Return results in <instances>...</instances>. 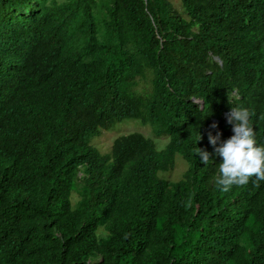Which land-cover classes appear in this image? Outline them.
<instances>
[{
    "label": "trees",
    "instance_id": "trees-1",
    "mask_svg": "<svg viewBox=\"0 0 264 264\" xmlns=\"http://www.w3.org/2000/svg\"><path fill=\"white\" fill-rule=\"evenodd\" d=\"M176 2L0 0V264H264V181L217 189L208 141L242 106L264 146V0ZM129 120L166 145L99 153Z\"/></svg>",
    "mask_w": 264,
    "mask_h": 264
},
{
    "label": "clouds",
    "instance_id": "clouds-1",
    "mask_svg": "<svg viewBox=\"0 0 264 264\" xmlns=\"http://www.w3.org/2000/svg\"><path fill=\"white\" fill-rule=\"evenodd\" d=\"M214 60H217V58H214ZM142 82L148 83L149 89L145 90L148 92L150 90V83L147 81ZM191 101L199 105L200 108L202 107L201 100L191 99ZM228 101L229 103H233V100L229 98ZM251 116L252 113L248 108L232 106L229 112L223 113L222 119L227 120V124L231 126L233 135L228 139L221 141V133L217 132L215 136H213L211 132L208 133V141L214 148V155L219 156L222 159V163L218 165L219 173L213 178L216 188L221 191L227 192L233 186H245L250 182V178L252 177L255 179L251 182L256 186H259V183L264 181V146H257V141L254 138L255 133L251 126ZM211 122L216 123L217 120L212 119ZM114 125L107 129H100L98 136L101 132L109 130ZM141 127L148 128L147 126ZM210 127L216 129L217 125L212 124ZM122 135L127 134H121L117 137ZM145 137L152 139L149 136ZM160 137H166L168 139L167 136ZM201 139L202 137L198 135V141ZM110 146L106 154H108ZM193 152L195 157L198 156L200 158V162L203 165L206 166L212 163L210 156L213 154L208 153L204 149L197 148L196 146L193 149Z\"/></svg>",
    "mask_w": 264,
    "mask_h": 264
},
{
    "label": "rangeland",
    "instance_id": "rangeland-1",
    "mask_svg": "<svg viewBox=\"0 0 264 264\" xmlns=\"http://www.w3.org/2000/svg\"><path fill=\"white\" fill-rule=\"evenodd\" d=\"M169 1L173 4V7L175 9H178L176 0H169ZM148 89H149L148 83L142 81H139L137 83V86L135 87L136 91H143V90L145 91ZM131 132H138L143 134L144 136L151 137L153 139L152 141L157 150L162 149L166 141L168 140L166 137H160V138L153 137L149 128L141 127L138 121L129 120L119 124L116 123V125L111 127L109 130L101 132L100 135L93 140L92 144L101 154H105L107 153L111 141L114 138H116L121 134H128ZM185 167L186 164L180 158L176 157L173 168L164 175L162 173L159 176L162 177L163 175L164 179H166L167 181H173V182L177 181L179 180L181 174L185 170ZM77 199H78L77 194L73 192L71 195V202L74 203Z\"/></svg>",
    "mask_w": 264,
    "mask_h": 264
}]
</instances>
